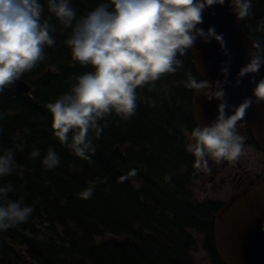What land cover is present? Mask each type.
<instances>
[{
    "label": "trees",
    "instance_id": "16d2710c",
    "mask_svg": "<svg viewBox=\"0 0 264 264\" xmlns=\"http://www.w3.org/2000/svg\"><path fill=\"white\" fill-rule=\"evenodd\" d=\"M41 2L46 9L43 14L47 11L50 16L47 0ZM101 2L71 0L70 6L79 18ZM252 4L258 15L264 14V0H252ZM251 12L250 16L254 13L252 9ZM51 23L55 27L52 33L55 47L45 49V58L21 77L30 81L31 91L22 93L13 85L0 95V147L23 145L22 150L15 149L17 167L11 174L0 177V187L11 184L14 190L9 193V198L23 197L25 203L33 206L32 215L44 216L52 224L45 234L55 235L47 240L34 241V259L38 264H187L182 259L183 248L189 244L188 240L182 244L188 235L184 227L206 231L210 226L206 222V212L216 211L210 209L213 202L209 200L201 204L190 203L183 187L188 174L183 165L189 169L191 158L183 150L181 126L194 124L187 108L190 89L184 83L187 72L195 75L188 52L180 57L183 67L155 81L152 90H149L150 86L137 88L135 115L124 120L112 114L107 118V127L99 139L94 138V133L89 134L96 146L91 157L93 162L89 163L55 138L51 114L46 115L43 110L44 102L65 93L75 72L68 61L64 65L55 63L64 54L56 49L61 43V34L67 40L72 29L54 16ZM255 29L258 35L254 41L259 39L264 47V25L260 20L256 21ZM172 77L176 78L177 86L165 97L161 87ZM125 141L131 145L124 153L114 149V144ZM49 147L54 148L60 157V164L53 169L42 164ZM33 148L40 149V157L31 158ZM69 163L75 164V171H70ZM131 167L145 182L140 189L135 190L119 175ZM165 175L171 179L165 181ZM97 177H106V183H97L90 199L78 198L76 193L79 194ZM141 195L145 197L143 203L149 207L142 206ZM157 206L161 207L160 219H155L153 214ZM136 219L148 223L151 233L145 234L134 228ZM69 221L75 224L76 230L66 235L58 234L55 223L67 226ZM100 230L124 231L130 237L120 242L106 240L95 244L92 236ZM211 251L216 259L212 248ZM20 261L18 254L11 249L0 253V264Z\"/></svg>",
    "mask_w": 264,
    "mask_h": 264
},
{
    "label": "clouds",
    "instance_id": "9594fccd",
    "mask_svg": "<svg viewBox=\"0 0 264 264\" xmlns=\"http://www.w3.org/2000/svg\"><path fill=\"white\" fill-rule=\"evenodd\" d=\"M225 2L102 0L86 15L77 18L70 6L71 0H47L51 15L42 19L44 6L39 0H0V95L45 58V46H54L53 16L71 28L65 44L71 49L72 59L82 66H91L94 71L77 76L68 92L45 107L52 117L55 138L74 155L92 163L96 146L89 134L94 133V138L99 139L112 114L124 120L135 115L137 88L150 86L152 90L155 81L182 68L183 60L179 57L194 47L197 38L205 43L214 39L227 55L222 34H216L211 27L207 31L197 27L203 23L206 8L222 6ZM228 2L237 20L252 14V0ZM251 49L247 53L250 59L239 69L233 87L239 86L246 75L258 73L264 65V47L259 39L252 41ZM229 62L221 66L223 80L209 82L189 71L184 82L186 88L202 92L207 100L220 101L216 118L192 128L186 143V151L194 157L195 169L209 174L212 172L209 161L235 163L246 155L245 138L239 134L238 125L239 128L246 126L245 117L253 99L246 97L237 106L228 104L223 86L229 83ZM249 82L255 84L252 91L255 101L264 102V78L257 82L252 76ZM102 120L104 124L100 123ZM15 149L22 150L23 145L0 147V177L11 174L17 167ZM40 155L38 148L30 153L33 159ZM42 164L47 169L60 164L54 148L47 149ZM170 179L169 175L164 176L165 181ZM106 180V177L95 178L78 195L90 199L97 183H106ZM13 190L11 184L0 187V231L27 222L34 212L23 197L9 198Z\"/></svg>",
    "mask_w": 264,
    "mask_h": 264
},
{
    "label": "water",
    "instance_id": "95a60500",
    "mask_svg": "<svg viewBox=\"0 0 264 264\" xmlns=\"http://www.w3.org/2000/svg\"><path fill=\"white\" fill-rule=\"evenodd\" d=\"M208 8H211V10L207 12L206 23H212L214 29L222 28L223 35L228 33L230 38L235 37L234 31H236L235 27L238 20L235 16H229V9L223 5H213ZM212 13H216V17L222 22L218 23L213 19L211 17ZM251 50V42L244 38L242 42L232 46L227 51V55L224 54L222 57V65L230 60L227 65L229 67V75L227 76L229 83L223 86L226 94L225 98L230 105L236 106L246 97L251 98L250 93L254 84L249 81L252 76L257 80L256 74L246 75L241 79L239 86L233 87L239 69L245 66L250 59L247 53ZM194 69L209 82L224 79L221 70L214 69L200 60H195ZM259 73L264 74V65L261 66ZM17 88L20 91H28L29 89L21 82L17 83ZM217 103L215 100L205 101L200 93H195L192 97L193 119L195 122L201 125L211 118L215 113ZM262 107L253 101L252 107L247 110L245 127L253 131L255 141L264 150ZM223 225L226 227L228 239L238 227H245L247 236L243 237L239 244L233 241V243L227 245L222 236ZM217 226V232L219 233L217 244L223 255H226L235 264H247L250 260L255 264H264V174L253 186L245 189L243 193L232 200L229 206L221 210V219Z\"/></svg>",
    "mask_w": 264,
    "mask_h": 264
},
{
    "label": "rangeland",
    "instance_id": "374dc122",
    "mask_svg": "<svg viewBox=\"0 0 264 264\" xmlns=\"http://www.w3.org/2000/svg\"><path fill=\"white\" fill-rule=\"evenodd\" d=\"M245 151H246V155L242 156L241 158H242L244 165L248 169L249 173L251 175H255L256 173H259L264 163V156L262 152L255 150L252 147L245 149ZM209 188L210 186L208 184L199 183L197 186L198 197L201 198L205 194V190ZM228 193H229L228 189H223V190L217 191L216 196L224 199L227 197ZM25 204L29 205L27 203Z\"/></svg>",
    "mask_w": 264,
    "mask_h": 264
}]
</instances>
